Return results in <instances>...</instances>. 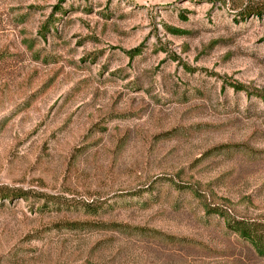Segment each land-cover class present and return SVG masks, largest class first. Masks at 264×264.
<instances>
[{
  "label": "rangeland",
  "instance_id": "obj_1",
  "mask_svg": "<svg viewBox=\"0 0 264 264\" xmlns=\"http://www.w3.org/2000/svg\"><path fill=\"white\" fill-rule=\"evenodd\" d=\"M263 97L264 0H0V264H264Z\"/></svg>",
  "mask_w": 264,
  "mask_h": 264
},
{
  "label": "trees",
  "instance_id": "obj_2",
  "mask_svg": "<svg viewBox=\"0 0 264 264\" xmlns=\"http://www.w3.org/2000/svg\"><path fill=\"white\" fill-rule=\"evenodd\" d=\"M233 87L238 89L237 86ZM18 195L16 190H8L6 188L0 190V199L19 197ZM230 226V229L240 238L247 241L257 253L264 255V236L259 234V229L255 224L233 221Z\"/></svg>",
  "mask_w": 264,
  "mask_h": 264
}]
</instances>
